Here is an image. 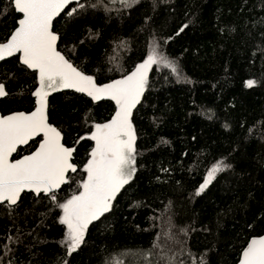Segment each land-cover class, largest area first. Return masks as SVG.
<instances>
[{
	"label": "trees",
	"instance_id": "16d2710c",
	"mask_svg": "<svg viewBox=\"0 0 264 264\" xmlns=\"http://www.w3.org/2000/svg\"><path fill=\"white\" fill-rule=\"evenodd\" d=\"M17 18L11 0H0V43ZM52 30L57 51L97 85L131 73L153 47L177 72L150 66L130 115L135 172L71 255L58 204L81 191L88 135L110 121L114 101L72 88L47 95L48 122L73 148L77 171L53 194L0 204V264H235L246 241L264 234V0H80ZM0 83L1 115L32 108L36 72L17 56L0 62ZM217 161L229 167L197 195Z\"/></svg>",
	"mask_w": 264,
	"mask_h": 264
},
{
	"label": "snow or ice",
	"instance_id": "6c2138e0",
	"mask_svg": "<svg viewBox=\"0 0 264 264\" xmlns=\"http://www.w3.org/2000/svg\"><path fill=\"white\" fill-rule=\"evenodd\" d=\"M70 2L71 0H13L15 11L21 13L23 18L19 19L18 27L10 34V38L0 43V60L20 53V62L38 72L39 82V87L33 93L37 97L34 111L0 115V204L17 205L25 190L37 194L51 193L67 182L66 173L69 170L77 171L75 164L71 162L74 150L61 142V132L48 122L46 97L49 90L72 88L93 99L106 96L117 105L112 120L96 124L95 131L91 133L95 147L84 168L87 179L80 185L83 190L58 204L63 210L59 222L66 226L62 243L66 246L68 255L81 247L88 225L110 210L116 193L131 180L135 172V134L130 115L143 94L150 66L163 61L174 73L177 72L176 66L166 57L158 55L153 47L146 60L130 74L98 86L92 76L79 71L57 51L56 42L59 37L52 30V21ZM112 2L130 7L138 0ZM79 6L84 7L83 4ZM92 7L96 5L93 4ZM75 11L76 9H72L68 15L72 16ZM186 27L187 25L182 26L180 31ZM254 84L255 81H247L248 87ZM6 95L8 93L4 84L0 83V98ZM38 135H42L43 139L36 151L22 159L9 161L18 144H24ZM227 167L229 165L223 164V161L215 162L207 171L196 194L203 193L216 174ZM52 200H56L55 195ZM167 264H175V258L168 260ZM190 264H197L196 259L192 258ZM200 264H204L202 258ZM240 264H264V236L252 238L248 242L243 249Z\"/></svg>",
	"mask_w": 264,
	"mask_h": 264
},
{
	"label": "water",
	"instance_id": "95a60500",
	"mask_svg": "<svg viewBox=\"0 0 264 264\" xmlns=\"http://www.w3.org/2000/svg\"><path fill=\"white\" fill-rule=\"evenodd\" d=\"M79 1H80V0H71V2H70L69 4L77 3V2H79ZM69 4H68V5H69ZM68 5H67V6H68ZM11 6H12V8H13L14 13L18 15V18L16 19V21H15V27H14L13 30L10 32V34L14 31V29H15L16 27H18V21H19V19L23 18V16H22L21 13L15 11L13 0H11ZM67 6H66V7H67ZM66 7H65V8H66ZM65 8H64V9H65ZM64 9H63V10H64ZM63 10H62V11H63ZM62 11H61V12H62ZM56 17H57V16H56ZM56 17H55V18H56ZM55 18H54V19H55ZM54 19H53V20H54ZM52 22H53V21H52ZM10 34L7 36L6 40L10 38ZM6 40H5L4 42H6ZM1 43H3V42H1ZM56 44H57V42H56ZM20 55H21L20 53H16V54H15L14 56H12V57H16V56H17V57L19 58ZM8 58H11V57H5L4 60H6V59H8ZM1 61H3V60H0V62H1ZM102 85H105V84H102ZM98 86H99V85H98ZM80 93L83 94V95L88 96V95H87L86 93H84V92H80ZM0 99H2V98H0ZM36 101H37V98L34 100L32 108H31L28 112H25V113H29V112L35 110V108L37 107V103H36ZM46 111H47V109H46ZM116 111H117V105H116V103L114 102V110H113V113H112V115H111V119H110V121H111L112 118L115 116ZM17 112H22V111H17ZM12 113H14V112H10V113H8V114H5L4 116H6V115H10V114H12ZM0 115H1V114H0ZM36 137H40V139H39V141L37 142L36 146L34 147V149H33L32 151H30L28 154H24V155H22V156H20V157H18V158L11 159L12 155L15 153V152H13V153L11 154V156L9 157V161L12 162V161L17 160V159H22L23 157H25V156H27V155H31L34 151H36V150L38 149V147H39V143H40V142L42 141V139H43V136H42V135L34 136V137H32L31 139H29L26 143H24V144H18V145L16 146V149L19 148V147H22V146L26 145L30 140L35 139ZM69 148H72V147H69ZM72 149H73V148H72ZM71 173H73V172H71V170H69V172L66 173V176H67V174H71ZM64 184H65V183L61 184V185L59 186V188L55 189V190H54L53 192H51V193H47V194H45V193L41 192V193H39V194H42V195H44V196H47V195L53 194V193H55L56 191H58V190L60 189V187H61L62 185H64ZM22 193H30V194H32V195H38L37 193L32 192V191H28V190H25V191L22 192ZM22 193H21V194H22ZM5 204H6V203H5ZM6 205H7V204H6ZM7 206H8V205H7ZM261 236H264V234H262V235H260V236H257V237H251V238H249V239L246 241L245 245L243 246V248H242L241 251L239 252V255H238V258H237V261H236L235 264H240V260H241V258H242V252H243V249L247 246L248 242H250V240H251L252 238H259V237H261Z\"/></svg>",
	"mask_w": 264,
	"mask_h": 264
},
{
	"label": "rangeland",
	"instance_id": "374dc122",
	"mask_svg": "<svg viewBox=\"0 0 264 264\" xmlns=\"http://www.w3.org/2000/svg\"><path fill=\"white\" fill-rule=\"evenodd\" d=\"M148 56V55H147ZM147 58V57H146ZM146 58L144 59V60H146ZM144 60L141 62V63H143L144 62ZM140 63V64H141ZM139 65V64H138ZM135 70V68L132 70V71H134ZM35 72H36V76H37V87H36V89L39 87V82H38V72L35 70ZM130 74V73H129ZM122 79V78H121ZM52 91H54V90H49V93L50 92H52ZM115 102V101H114ZM108 122H110V121H108ZM108 122H106V123H108ZM105 124V123H104ZM93 131H95V125L92 127V129H91V132H90V134L88 135V137L91 139V133L93 132ZM91 141H92V148H91V150H90V154H91V152H92V150H93V148L95 147V141L94 140H92L91 139ZM89 154V157H88V159H87V162H88V160L89 159H91V155ZM87 162L85 163V165L87 164ZM85 165L83 166V170H84V168H85ZM213 165V164H212ZM211 165V166H212ZM210 166V167H211ZM209 167V168H210ZM209 168L206 170V173H205V175H204V178H205V176L207 175V171L209 170ZM84 173H85V177H84V180H86L87 179V173L85 172V170H84ZM83 180V181H84ZM204 180V179H203ZM203 183V182H202ZM83 189H82V187H81V191H82ZM79 194V193H78ZM70 199V198H69ZM66 202V201H65ZM63 215V210L61 209V215H60V217ZM65 226V225H64ZM65 232H66V226H65Z\"/></svg>",
	"mask_w": 264,
	"mask_h": 264
},
{
	"label": "flooded vegetation",
	"instance_id": "af4514ba",
	"mask_svg": "<svg viewBox=\"0 0 264 264\" xmlns=\"http://www.w3.org/2000/svg\"><path fill=\"white\" fill-rule=\"evenodd\" d=\"M37 98V97H36ZM36 98H34V100L36 99ZM34 102V101H33ZM38 138V139H37ZM35 139H37V142L39 141V139H40V137H36ZM34 140V139H33ZM31 141V140H30ZM37 144V143H36ZM25 146V145H24ZM36 146V145H35ZM23 147V146H22ZM19 148H21V147H19ZM18 149V148H17ZM16 149V150H17ZM34 149V148H33ZM32 151V150H31ZM28 154V153H27ZM22 156V155H21ZM20 157V156H19ZM18 158V157H17Z\"/></svg>",
	"mask_w": 264,
	"mask_h": 264
}]
</instances>
